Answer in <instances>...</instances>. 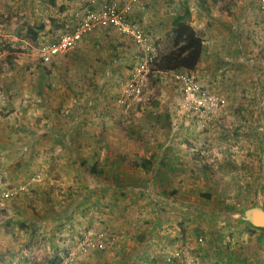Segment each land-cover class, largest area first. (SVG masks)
Returning <instances> with one entry per match:
<instances>
[{
    "label": "rangeland",
    "instance_id": "1",
    "mask_svg": "<svg viewBox=\"0 0 264 264\" xmlns=\"http://www.w3.org/2000/svg\"><path fill=\"white\" fill-rule=\"evenodd\" d=\"M88 1L0 0V230L9 235L19 219L22 230L35 228L31 218L45 215L48 193L89 196L92 215L102 203L98 211L104 216L115 211L134 218L143 210L157 212L159 199L170 196L177 199V233L184 235L177 239H185L177 250L200 264L199 249L223 238L224 250L238 255L255 247L263 264L264 240L255 245L259 230L244 217L250 209L264 211V0H207L205 5L198 0L193 13L177 0L160 8L138 6L133 15L161 45L159 56L172 50L174 21L180 15L196 25L203 52L192 71L197 92L191 99L180 80L151 74L140 98L125 105L118 103L122 88L142 63L131 39L96 31L53 64L36 57L41 41H54L72 29L75 13ZM157 16L170 21L154 27ZM41 24L46 27L34 39L28 30L38 32ZM98 37L100 43L94 44ZM145 156L154 163L159 159L164 169L149 177L155 181L151 191L148 186L128 188L124 200L110 208L106 199L113 200L111 191L96 186L106 173L92 176L91 168L106 170L119 162L118 172L125 169L121 172L128 181H146L135 163ZM169 165L177 169L171 172ZM36 175L41 181L31 182ZM15 176L18 180L12 181ZM160 178L166 187L158 192ZM61 179L71 188L54 186ZM148 194L156 202L141 205ZM58 207L59 219L83 211L72 200ZM58 222L57 231L65 226ZM36 223L43 232L51 227L45 219ZM91 229L114 235L115 247L117 236L110 227ZM88 230L74 240L71 251ZM40 251L39 261L51 254ZM71 251H58L52 262H65ZM176 252L169 258L175 259ZM96 253L79 256L74 264L95 259Z\"/></svg>",
    "mask_w": 264,
    "mask_h": 264
},
{
    "label": "crops",
    "instance_id": "2",
    "mask_svg": "<svg viewBox=\"0 0 264 264\" xmlns=\"http://www.w3.org/2000/svg\"><path fill=\"white\" fill-rule=\"evenodd\" d=\"M166 1L168 0H148L145 4L141 5V8L144 9L145 5H150V9L157 6L160 8ZM197 1L198 0H177V4L182 2V5L184 8H186L185 10L189 13H193L192 9L195 5H197ZM206 2L207 0H202L203 5L207 4ZM180 17L182 16L180 15L177 17V19ZM153 21V26L158 27L159 25H164L166 21L169 22L170 18L164 21L163 17L157 16L155 17V20L153 19ZM190 25L192 27L196 26L194 23H191ZM92 34L86 36L85 39L87 40L88 38L92 37ZM98 38L99 39L94 40V44H96L95 42L100 43V37ZM168 75L169 73L167 72H160L159 74L161 78H167ZM76 147L79 148L78 145ZM120 150L123 153L125 152L123 149ZM144 159H150V157L145 156ZM159 162L160 160L158 159V163H154L152 171L149 175L144 172L147 176L146 181H136V179H129L128 181L123 177L124 172H121L123 170L126 171L125 169H119L118 172V168L122 165L119 162L113 163L110 167H107L106 170L95 166L96 168H94L98 173H94L92 171L93 168H91L90 173L92 176L106 173L104 177H101V179L98 180L100 185L97 184L96 186H105L107 187L106 191H111L109 195L112 197L114 196L113 200L112 198L106 199V201H109L108 205L111 208L112 206L116 207L117 203H120L121 200H124L122 196H124L125 191L128 188H134L137 186V188L139 187L140 189L142 186H148V190L151 191V185H154L155 181L153 180L154 182H152L151 179L149 180V177H152L153 172L156 173V171L160 172L164 170L163 165H160ZM113 165H115L114 170L111 168ZM129 168L134 169V167ZM139 169L142 168L138 167L137 171H140ZM176 169L177 166L169 165V170L171 172H174ZM115 170H117L116 173ZM110 173H112V175ZM110 177H113L115 181H112ZM17 180V176H15L12 181ZM160 181L162 183H157L159 185L158 188L152 189H155L158 192L161 191L159 188H163L162 190H165V181L163 182L162 178L158 180V182ZM52 184L54 183L52 182ZM56 184L58 185L54 186L58 188H71L68 183L64 185L63 179L57 181ZM77 186H79V184H77ZM86 186L89 185L86 183ZM97 190L99 189H94V191ZM66 195L71 199H68L67 197H55L54 194H46L45 201L49 208L46 207V213L43 215V217L38 216V218H31V224H36L35 228H30L29 230L23 228L26 230V232H23L25 230L21 229L20 225L22 222L19 219L18 221L13 222V231L12 233H9V235L3 233V229L0 230V264H55L52 262V257L55 253H67L68 251H71L70 249L74 244V240L79 238L85 230L104 225L110 227L117 236L115 247L104 253L97 252V258L95 259L82 258V260L80 259L77 264H177L176 259L169 258L171 254L173 256L174 252L177 251V248L180 246V242L184 243L185 241V239H177L178 236H184L181 234V231V235L179 232L177 233V199H173L170 196L162 197L159 199V201H161L160 206L162 207L155 209L157 212H145L142 209L143 212L141 216L134 218L133 216L130 217L128 215L123 217L115 211L109 212L106 216H104L98 211V207H100L102 203L96 204V215H92L89 213L90 205L87 204L90 200L89 196L83 197L82 199H77L78 197H74L73 193L71 192L67 193ZM152 196L151 194L142 196L145 203L141 201L140 204H153V201H155L154 199L156 198L154 195ZM160 196L163 195L160 194ZM71 200L72 202L76 201L77 205H82L83 211L80 214L77 213L76 217L72 218L70 217L71 213H67V216L70 218H66L64 216L59 219L58 204H63L69 201L71 202ZM94 200H96V202H103V200L99 198ZM163 209L164 211H162ZM64 210H66V208H64ZM16 213L18 216V211ZM43 219L48 220L51 224V227L49 229H45L44 232L36 227V222ZM72 219H74V221H72ZM59 220L61 221L60 223L65 224V226L57 231L55 227H57V223L59 224ZM253 230H259V233H257L259 239L255 237L254 241L255 245H257L258 242H256V240H264V231L260 228H253ZM67 236H70L69 239H67ZM36 237L39 238L35 239ZM42 238H45V240L43 241ZM222 239L223 238L217 240V243L214 241V239H210V241L206 242L204 247L199 249L200 251L198 253L200 255V264H261V257L258 256L254 249L255 247L252 248V251L250 249H246V253L239 251L240 253L238 255L234 252L224 250V243H222ZM253 244L254 243L251 242L249 246L252 247ZM40 248L48 249V252L51 253L42 261L36 259V256L41 253ZM236 249L238 248L236 247ZM69 253L66 256H68ZM104 255H107V257ZM60 256V258H62L63 254ZM256 258H258L260 261H256ZM64 263V259H60V261L56 264Z\"/></svg>",
    "mask_w": 264,
    "mask_h": 264
},
{
    "label": "built area",
    "instance_id": "3",
    "mask_svg": "<svg viewBox=\"0 0 264 264\" xmlns=\"http://www.w3.org/2000/svg\"><path fill=\"white\" fill-rule=\"evenodd\" d=\"M148 0H89L87 7L75 13L71 30L58 36L54 41H41L35 50L36 57L45 65L53 64L59 57L75 50L86 36L96 31H116L120 35L133 41L142 63L134 67L130 78L122 88L118 100L125 105L127 101L139 99L147 86L151 74H160L153 65L161 52V45L145 31L136 19L134 10ZM185 71V70H184ZM167 72L183 84L187 99H191L197 92L196 77L192 71ZM40 175H36L31 182H40ZM30 184V183H29ZM24 188H21V190ZM10 196L6 193V197ZM115 244L114 235L106 231L88 230L84 237L71 251L64 264H74L77 257L91 252H105ZM177 264H199L196 258L180 249L174 255Z\"/></svg>",
    "mask_w": 264,
    "mask_h": 264
},
{
    "label": "trees",
    "instance_id": "4",
    "mask_svg": "<svg viewBox=\"0 0 264 264\" xmlns=\"http://www.w3.org/2000/svg\"><path fill=\"white\" fill-rule=\"evenodd\" d=\"M63 10L61 7V11ZM45 27V24H41L37 29L38 32L32 28L28 32L34 39H37L39 32H42ZM202 52L203 40L190 23L185 18L180 17L174 22L172 50L169 53L160 55L155 61L153 68L158 72L193 71L201 61ZM136 165L149 175L154 166V161L137 158ZM92 171L98 173L95 168ZM260 229L264 230L263 228Z\"/></svg>",
    "mask_w": 264,
    "mask_h": 264
},
{
    "label": "water",
    "instance_id": "5",
    "mask_svg": "<svg viewBox=\"0 0 264 264\" xmlns=\"http://www.w3.org/2000/svg\"><path fill=\"white\" fill-rule=\"evenodd\" d=\"M244 219L256 228L264 229V211L260 209H250L246 212Z\"/></svg>",
    "mask_w": 264,
    "mask_h": 264
}]
</instances>
